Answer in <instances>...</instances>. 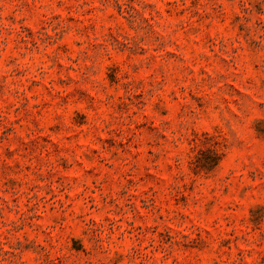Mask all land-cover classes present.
I'll return each instance as SVG.
<instances>
[{"label": "rangeland", "instance_id": "374dc122", "mask_svg": "<svg viewBox=\"0 0 264 264\" xmlns=\"http://www.w3.org/2000/svg\"><path fill=\"white\" fill-rule=\"evenodd\" d=\"M0 264H264V0H0Z\"/></svg>", "mask_w": 264, "mask_h": 264}]
</instances>
